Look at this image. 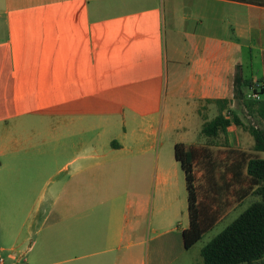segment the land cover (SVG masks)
Wrapping results in <instances>:
<instances>
[{"label":"crops","instance_id":"crops-1","mask_svg":"<svg viewBox=\"0 0 264 264\" xmlns=\"http://www.w3.org/2000/svg\"><path fill=\"white\" fill-rule=\"evenodd\" d=\"M263 14L264 0H0V222L21 212L36 240L20 264L189 251L186 182L157 170L160 147L201 134L216 100L234 109L236 78L262 79Z\"/></svg>","mask_w":264,"mask_h":264},{"label":"trees","instance_id":"trees-1","mask_svg":"<svg viewBox=\"0 0 264 264\" xmlns=\"http://www.w3.org/2000/svg\"><path fill=\"white\" fill-rule=\"evenodd\" d=\"M243 81L235 79L234 99L242 100L247 116L257 124L246 125L238 113L229 111L230 99L216 100L217 116L206 120L201 129L206 143L175 146L188 192L190 227L183 233L187 250L201 241L233 204L248 196L255 198L203 248V264H264V75L260 81H244L246 88L262 96L260 101L248 99ZM231 127L242 129L253 139L251 153L231 145Z\"/></svg>","mask_w":264,"mask_h":264},{"label":"rangeland","instance_id":"rangeland-1","mask_svg":"<svg viewBox=\"0 0 264 264\" xmlns=\"http://www.w3.org/2000/svg\"><path fill=\"white\" fill-rule=\"evenodd\" d=\"M252 48V55L255 60L254 73L256 77H260L255 66H257L260 49H264V14L261 16V21L259 24V36L255 37ZM241 49H238L240 51ZM233 53H237V49L233 50ZM247 76L250 74V69L246 70ZM237 104L232 111L238 113L242 121L248 125L251 123L257 124L258 121L252 117H248L246 114L245 106L242 100L236 99ZM230 111V110H229ZM227 111L226 113H228ZM209 114V112H207ZM190 137L184 138L185 142H178L183 145H193V144H204L206 139L200 134V132H194V129H190ZM194 132V133H193ZM238 134H233L232 139L235 147L243 152L251 153L253 148V139L244 132L242 129H237ZM175 143L173 142L166 143L160 147L159 152V167L157 170H177L180 175V180L182 185L185 184V175L182 171L181 165L176 161L175 158ZM225 158V154L223 155ZM155 170V169H153ZM4 170H0L1 173ZM238 186V185H237ZM239 187V186H238ZM237 189V188H236ZM182 190L187 194L186 184L182 186ZM5 199L1 197L0 202L4 204ZM255 201L254 197L248 196L242 202H236L231 207L229 213L221 218L212 229L206 232L197 244H195L189 251H186L185 255L176 263V264H203V259L201 252L203 248L219 233H221L226 227H228L234 220H236L240 214H242L252 203ZM186 206V205H184ZM3 207V206H2ZM187 208L183 214H179V221L182 219L184 222L188 220V214H186ZM14 227L15 229H12ZM22 220L21 212L18 217L17 222L15 223H3L0 222V261H3V264H20L25 262V255L28 251L29 246L36 241L35 238L28 239L27 233L22 232ZM21 233L18 235V233ZM36 251V249H35Z\"/></svg>","mask_w":264,"mask_h":264},{"label":"built area","instance_id":"built-area-1","mask_svg":"<svg viewBox=\"0 0 264 264\" xmlns=\"http://www.w3.org/2000/svg\"><path fill=\"white\" fill-rule=\"evenodd\" d=\"M247 97H248V99H251V100H256V101L262 100V96L255 91H252L249 94H247ZM0 264H3L2 260L0 261Z\"/></svg>","mask_w":264,"mask_h":264}]
</instances>
